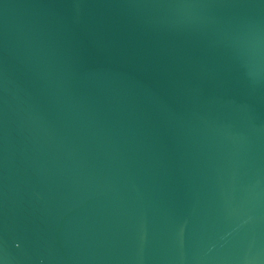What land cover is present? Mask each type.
<instances>
[{
	"label": "water",
	"instance_id": "obj_1",
	"mask_svg": "<svg viewBox=\"0 0 264 264\" xmlns=\"http://www.w3.org/2000/svg\"><path fill=\"white\" fill-rule=\"evenodd\" d=\"M0 264H264V0H0Z\"/></svg>",
	"mask_w": 264,
	"mask_h": 264
}]
</instances>
